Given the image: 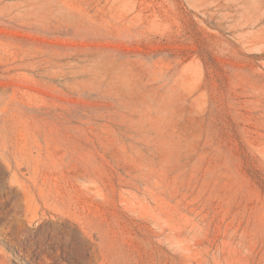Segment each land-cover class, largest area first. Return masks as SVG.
I'll return each instance as SVG.
<instances>
[{"label":"rangeland","instance_id":"rangeland-1","mask_svg":"<svg viewBox=\"0 0 264 264\" xmlns=\"http://www.w3.org/2000/svg\"><path fill=\"white\" fill-rule=\"evenodd\" d=\"M0 264H264V0H0Z\"/></svg>","mask_w":264,"mask_h":264}]
</instances>
